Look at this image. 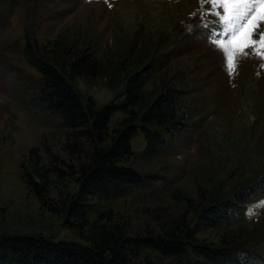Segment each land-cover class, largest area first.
I'll list each match as a JSON object with an SVG mask.
<instances>
[{
    "label": "rangeland",
    "instance_id": "374dc122",
    "mask_svg": "<svg viewBox=\"0 0 264 264\" xmlns=\"http://www.w3.org/2000/svg\"><path fill=\"white\" fill-rule=\"evenodd\" d=\"M210 11L223 10L203 0H0V238L31 235L87 244L59 211L75 192L77 169L92 145L57 115L29 109L41 76L27 59V42L44 53H51L55 41L90 46L104 73L71 83L99 105L116 98L127 71L151 58L158 66L143 86L145 97L171 77L184 84L180 104L194 126L153 155L144 153L142 134L134 136L131 154L121 163L143 176L141 184L118 197L95 200L89 220L111 211V219L103 222L126 236L163 234L177 223H194L196 205L264 172V58L256 55V46L238 51L230 73L224 49L209 40L219 36L227 43L219 31L224 25ZM261 32L264 23L253 38L259 41ZM126 116L114 112L109 132ZM27 174L42 185L41 198L29 187ZM259 202L264 193L246 203L241 220L205 226L195 234L197 241L230 246L240 256L256 253L264 264V203ZM131 259L136 264L171 261L149 248ZM202 260L198 257L212 264Z\"/></svg>",
    "mask_w": 264,
    "mask_h": 264
},
{
    "label": "trees",
    "instance_id": "16d2710c",
    "mask_svg": "<svg viewBox=\"0 0 264 264\" xmlns=\"http://www.w3.org/2000/svg\"><path fill=\"white\" fill-rule=\"evenodd\" d=\"M60 42L52 44L51 53L37 52L38 48L28 42L24 45L28 61L41 76L38 93L31 95L28 107L57 115L64 126L76 129L77 135L92 145L87 161L77 169V188L59 211L67 227H76L78 237L87 244L42 236H4L0 238V264H136L131 258L144 248L171 260L165 264H202L198 257L212 264H261L262 257L256 253L253 257L248 252L240 256L230 246L200 243L195 234L205 226L227 227L241 220L246 203L264 193V172L236 184L224 196L196 205L194 223H177L163 234L149 231L139 237L126 236L103 222L111 219V211L97 213L94 220H89L95 200L118 197L131 185L141 184L143 176L121 163L131 154L130 140L134 136L141 133L146 143L144 153L153 155L194 125L188 122L189 114L180 104L185 87L177 76L165 82L154 96L145 97L143 86L158 66L155 58L127 71L116 98L99 105L90 96H81L71 81L102 75L104 65L90 46ZM117 111L127 116L109 132L110 118ZM43 175L37 173V177ZM26 176L29 187L41 198L42 185L32 175ZM85 227H89L86 234Z\"/></svg>",
    "mask_w": 264,
    "mask_h": 264
},
{
    "label": "snow or ice",
    "instance_id": "6c2138e0",
    "mask_svg": "<svg viewBox=\"0 0 264 264\" xmlns=\"http://www.w3.org/2000/svg\"><path fill=\"white\" fill-rule=\"evenodd\" d=\"M203 2L219 6L223 10L222 13L210 11L209 16L216 17L217 23L224 25L219 31L221 35H227V43L219 36L210 35L209 40L224 49L230 73L235 67L238 51L244 52L246 48L256 46L258 48L256 55L264 58V32L260 33L259 41L253 38L255 30L264 23V0H203ZM229 47L232 51H229Z\"/></svg>",
    "mask_w": 264,
    "mask_h": 264
}]
</instances>
